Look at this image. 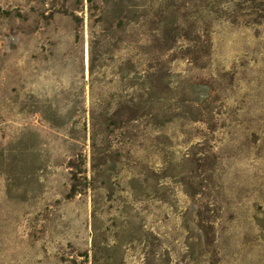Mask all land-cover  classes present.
Instances as JSON below:
<instances>
[{
  "label": "rangeland",
  "instance_id": "obj_1",
  "mask_svg": "<svg viewBox=\"0 0 264 264\" xmlns=\"http://www.w3.org/2000/svg\"><path fill=\"white\" fill-rule=\"evenodd\" d=\"M0 264H264V0H0Z\"/></svg>",
  "mask_w": 264,
  "mask_h": 264
}]
</instances>
